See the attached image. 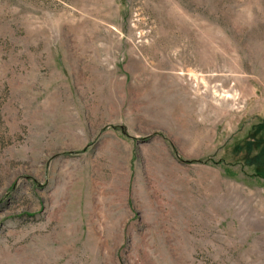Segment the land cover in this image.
Here are the masks:
<instances>
[{
	"label": "rangeland",
	"instance_id": "rangeland-1",
	"mask_svg": "<svg viewBox=\"0 0 264 264\" xmlns=\"http://www.w3.org/2000/svg\"><path fill=\"white\" fill-rule=\"evenodd\" d=\"M0 264H264V0H0Z\"/></svg>",
	"mask_w": 264,
	"mask_h": 264
}]
</instances>
